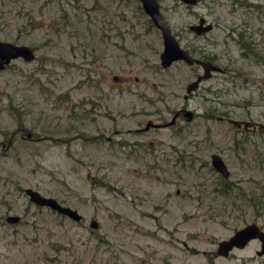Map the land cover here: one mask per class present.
Returning <instances> with one entry per match:
<instances>
[{
    "label": "rangeland",
    "instance_id": "obj_1",
    "mask_svg": "<svg viewBox=\"0 0 264 264\" xmlns=\"http://www.w3.org/2000/svg\"><path fill=\"white\" fill-rule=\"evenodd\" d=\"M158 1L180 44L223 68L186 99L202 68L161 65L139 0H0V38L35 49L0 71V264H257L252 245L215 250L264 224V0ZM200 16L213 28L196 35ZM181 107L191 120L142 129Z\"/></svg>",
    "mask_w": 264,
    "mask_h": 264
},
{
    "label": "water",
    "instance_id": "obj_2",
    "mask_svg": "<svg viewBox=\"0 0 264 264\" xmlns=\"http://www.w3.org/2000/svg\"><path fill=\"white\" fill-rule=\"evenodd\" d=\"M186 4H195L198 0H180ZM142 9L148 15L154 26H156L162 36L163 49L160 52V61L163 67L169 66L173 61L183 60L188 64H199L203 70L202 73L190 81L186 86V93L184 98H188V94L194 92L199 84L211 75L212 71H221L222 67L216 63L201 59L193 56L186 48H184L176 35L173 33L170 25L167 23L162 15L160 3L158 0H139ZM189 30L195 34H202L210 31L213 28V24L206 20L204 16H200L197 22L191 23L188 26ZM22 58L26 61H30L35 58V49L27 44H18L8 40L0 38V71L5 69L12 60ZM116 79V76L113 77ZM182 112L183 116L187 120H191L194 116L193 110L189 108H180L176 110L169 121L163 123H157L152 120H148L142 129H149L150 127H161L175 124L179 113ZM211 165L216 169L224 178L229 177V169L225 164L223 158L218 153L211 154ZM25 194L29 200L36 205L46 206L59 214H62L74 221H80L82 214L75 208L62 204L53 196H46L40 193L38 190L32 187H26L24 189ZM20 220V216L16 214H8L6 221L10 223H17ZM90 225L95 228L97 222L92 220ZM258 225L256 222H251L245 226L237 229L229 238L221 239L217 243V254L226 255L228 250L234 245H242L249 238L259 235L264 240V232L257 233Z\"/></svg>",
    "mask_w": 264,
    "mask_h": 264
},
{
    "label": "flooded vegetation",
    "instance_id": "obj_3",
    "mask_svg": "<svg viewBox=\"0 0 264 264\" xmlns=\"http://www.w3.org/2000/svg\"><path fill=\"white\" fill-rule=\"evenodd\" d=\"M203 34V33H202ZM196 35H201V34H196ZM189 51V50H188ZM190 52V51H189ZM193 56H195V54L194 53H192V52H190ZM202 56V55H201ZM198 57V58H201V59H203V57ZM195 57H197V56H195ZM206 60V59H205ZM214 61V59L212 60V62ZM193 65H197V66H199V67H201L199 64H196V63H194ZM222 70H223V68H222ZM222 70H221V72H222ZM202 72H203V70H202ZM213 72V71H212ZM212 72H211V74H212ZM198 74H200V73H198ZM198 74L196 75V77L198 76ZM211 76V75H210ZM209 76V77H210ZM195 77V78H196ZM208 77V78H209ZM205 79H207V78H205ZM200 85V84H199ZM193 93V92H192ZM192 93H189L188 94V97H189V95L190 94H192ZM181 108H185V107H181ZM180 109V108H179ZM178 110V109H177ZM175 112V111H174ZM194 112V111H193ZM183 116V113L182 112H180L179 113V115H178V117H182ZM178 117H177V119H178ZM174 125V124H173ZM151 128V127H150ZM138 130H141V128H139ZM145 130V129H144ZM252 222H256L257 223V225H258V229H257V233H260V232H264V224L263 223H261V222H257V221H252ZM251 223V222H250ZM248 224V223H247ZM246 225V224H245ZM245 225H243V226H245ZM242 226V227H243ZM241 228V227H240ZM239 229V228H238ZM237 230V229H236ZM235 230V231H236ZM234 231V232H235ZM233 232V233H234ZM232 233V234H233ZM231 234V235H232ZM231 235H229L228 237H226V238H229ZM226 238H223V239H226ZM250 245H252L253 247H252V252H251V254L249 255V260H251V259H254V260H256L257 261V264H264V240L259 236V235H256V236H254V237H251V238H249L246 242H244L242 245H234L232 248H230L229 250H228V252H227V254L226 255H224V254H217V251L215 250V253H216V255L217 256H223V257H229L230 255L232 256V255H238L237 254V251H243L247 246H250ZM217 248V247H216ZM241 264H248L247 262H242Z\"/></svg>",
    "mask_w": 264,
    "mask_h": 264
},
{
    "label": "trees",
    "instance_id": "obj_4",
    "mask_svg": "<svg viewBox=\"0 0 264 264\" xmlns=\"http://www.w3.org/2000/svg\"><path fill=\"white\" fill-rule=\"evenodd\" d=\"M244 54H246V53H244ZM201 57H203V59L212 61L216 56H215V53H213V52H207V53H204ZM220 183H221V187L217 188V190L220 191V193H227L228 190L229 191L231 190L232 187H230V182H229V180H226V178L223 177V179H221Z\"/></svg>",
    "mask_w": 264,
    "mask_h": 264
},
{
    "label": "bare ground",
    "instance_id": "obj_5",
    "mask_svg": "<svg viewBox=\"0 0 264 264\" xmlns=\"http://www.w3.org/2000/svg\"><path fill=\"white\" fill-rule=\"evenodd\" d=\"M189 65H193V64H189Z\"/></svg>",
    "mask_w": 264,
    "mask_h": 264
}]
</instances>
